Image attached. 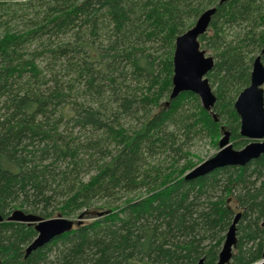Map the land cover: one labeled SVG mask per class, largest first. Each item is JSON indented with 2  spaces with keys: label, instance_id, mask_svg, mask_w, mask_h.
<instances>
[{
  "label": "trees",
  "instance_id": "trees-1",
  "mask_svg": "<svg viewBox=\"0 0 264 264\" xmlns=\"http://www.w3.org/2000/svg\"><path fill=\"white\" fill-rule=\"evenodd\" d=\"M218 2L0 0V215L82 221L26 257L34 228L0 223V264H216L238 213L227 264L261 260L264 154L184 179L193 138L249 143L233 104L263 48L264 0ZM213 7L198 38L206 112L169 96L175 39Z\"/></svg>",
  "mask_w": 264,
  "mask_h": 264
},
{
  "label": "water",
  "instance_id": "water-1",
  "mask_svg": "<svg viewBox=\"0 0 264 264\" xmlns=\"http://www.w3.org/2000/svg\"><path fill=\"white\" fill-rule=\"evenodd\" d=\"M229 0H219L221 5ZM216 9L209 8L197 18L193 27L175 39L172 58L173 73L171 78V93L169 98L174 99L183 92H191L200 101L201 107L210 112L215 103V97L206 79V75L213 67V59L200 50L198 38L203 35ZM263 48L251 65L249 85L237 96L233 108L239 118V136L250 141L240 150H234L230 143V133L223 131L218 141V151L207 160L196 165L184 176L185 180L195 179L225 167H243L249 162L258 159L264 154V66L260 56ZM240 213L236 214L227 229L216 264H227L236 243V225ZM17 223L32 226L36 237L25 249V257L32 251L47 244L54 238L70 232L81 224L80 220L66 218L42 219L23 211L15 210L3 218L0 223ZM264 229V223L261 224ZM197 264H203L200 259ZM257 264H264V246L261 260Z\"/></svg>",
  "mask_w": 264,
  "mask_h": 264
},
{
  "label": "rangeland",
  "instance_id": "rangeland-1",
  "mask_svg": "<svg viewBox=\"0 0 264 264\" xmlns=\"http://www.w3.org/2000/svg\"><path fill=\"white\" fill-rule=\"evenodd\" d=\"M206 56L209 55L206 54ZM211 135L212 136L210 137L208 135H204L203 133L202 136H197L189 142L185 151L187 153L185 160L186 162L188 161L189 163L193 164V166L194 165L196 166L201 162L207 160L208 158L212 157L218 151V141L222 137V133L219 131V133H214ZM235 141L238 142L240 140H235ZM230 143L233 144L234 141L230 139ZM245 145H247V143L240 146V148H233V149L240 150ZM186 162L182 164H185Z\"/></svg>",
  "mask_w": 264,
  "mask_h": 264
},
{
  "label": "flooded vegetation",
  "instance_id": "flooded-vegetation-1",
  "mask_svg": "<svg viewBox=\"0 0 264 264\" xmlns=\"http://www.w3.org/2000/svg\"><path fill=\"white\" fill-rule=\"evenodd\" d=\"M264 230V229H263Z\"/></svg>",
  "mask_w": 264,
  "mask_h": 264
}]
</instances>
